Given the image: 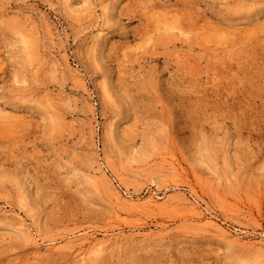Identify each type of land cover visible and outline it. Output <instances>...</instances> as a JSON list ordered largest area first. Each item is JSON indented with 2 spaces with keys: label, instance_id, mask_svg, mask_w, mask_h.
<instances>
[{
  "label": "rangeland",
  "instance_id": "rangeland-1",
  "mask_svg": "<svg viewBox=\"0 0 264 264\" xmlns=\"http://www.w3.org/2000/svg\"><path fill=\"white\" fill-rule=\"evenodd\" d=\"M0 264H264V0H0Z\"/></svg>",
  "mask_w": 264,
  "mask_h": 264
},
{
  "label": "bare ground",
  "instance_id": "bare-ground-1",
  "mask_svg": "<svg viewBox=\"0 0 264 264\" xmlns=\"http://www.w3.org/2000/svg\"><path fill=\"white\" fill-rule=\"evenodd\" d=\"M125 196H126V199H127V202L130 204H132L133 205V203H136L137 201L133 198V196H131L130 194H128V193H126L125 194ZM117 197V196H116ZM124 200V199H123ZM165 200V199H164ZM167 200V199H166ZM120 201V200H119ZM141 201H143V200H141ZM197 201V200H196ZM195 200H194V202L192 203H190L189 202V207L190 208H188L189 209V218H191L193 221H195V222H203V221H205V223H204V225H208V226H217V224L216 223H214L213 221H211V220H207L206 218H205V215L203 216V214L199 211V207H198V204H197V202H196ZM121 202H122V200H121ZM125 202H126V200H125ZM140 202V201H139ZM145 203H142V202H140L141 204H145V205H147L148 207H153V206H155L156 205V200H154L153 199V196H149L148 198H146V201H144ZM166 202V201H165ZM168 203H169V201H167ZM171 202V201H170ZM167 203V204H168ZM187 203V202H186ZM137 204V203H136ZM170 204V203H169ZM137 206H138V204H137ZM216 224V225H215ZM236 235H238V234H236ZM103 250V245L101 244V243H99V244H96V245H94V253L95 252H101Z\"/></svg>",
  "mask_w": 264,
  "mask_h": 264
}]
</instances>
